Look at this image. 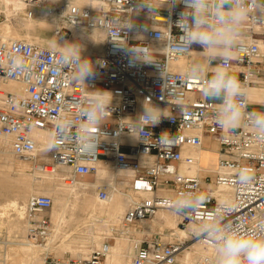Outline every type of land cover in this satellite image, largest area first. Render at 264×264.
Returning <instances> with one entry per match:
<instances>
[{"label": "built area", "instance_id": "1", "mask_svg": "<svg viewBox=\"0 0 264 264\" xmlns=\"http://www.w3.org/2000/svg\"><path fill=\"white\" fill-rule=\"evenodd\" d=\"M11 10L28 21H43L56 46L44 47L32 42L3 38L0 34V139L7 141L10 153L28 165L39 179L57 178L64 186L81 184V179L98 175L105 169L121 177L114 185L125 189L126 209L118 225H109L101 234L98 246L87 257L60 261L43 252L42 264H104L115 240L130 247L129 264H182L185 251L193 252L186 264H215V249L205 239L194 235L200 221L221 202L234 205L227 217L233 223L249 228L264 220V139L245 117L239 127L221 128L214 116L219 101H206L201 94L202 82L191 79L187 72L195 53L180 52L169 41L178 38L174 22L182 5L171 14L149 20L144 13L135 17L138 27L147 26L145 41L147 60L154 63H130L111 40L121 26L132 17L130 8L136 0H17ZM160 7L164 0H153ZM4 8H8L2 4ZM6 5V4H5ZM160 33L161 38L157 36ZM95 34L101 41L98 52L86 53L97 66V77L82 84L72 78V71L60 62L61 43L66 40L88 42ZM135 33H128L131 38ZM82 36V37H81ZM120 43L127 42L121 32ZM230 70L244 87L246 112L251 103L249 89H262L264 97V13L253 12L241 27L239 43L233 49ZM23 57V68L11 71L12 57ZM181 62L187 65L180 66ZM20 86L19 92L9 84ZM113 92V110L94 140L83 139L78 131L79 111L91 88ZM145 99L165 108L172 120L163 119L148 135L134 140L127 134L142 110ZM71 121L60 128L63 121ZM123 129V131H120ZM41 132L43 138L35 135ZM165 132V135H161ZM54 144L53 147H49ZM213 150V169L199 165V153ZM249 169L251 180L241 183L240 172ZM62 170V171H61ZM119 173V174H118ZM122 174V175H120ZM68 183V184H67ZM115 185V186H116ZM97 187V201L107 203L111 184ZM203 195L206 199L194 213L177 214L173 201L181 196ZM52 198L45 194L31 196L22 209L25 220L22 244H46L53 224L49 212ZM159 211H170L177 217L176 226L184 234L171 239L151 221ZM167 236V237H166ZM17 242L0 241V264H8ZM194 245L201 251L196 252Z\"/></svg>", "mask_w": 264, "mask_h": 264}, {"label": "clouds", "instance_id": "2", "mask_svg": "<svg viewBox=\"0 0 264 264\" xmlns=\"http://www.w3.org/2000/svg\"><path fill=\"white\" fill-rule=\"evenodd\" d=\"M182 10L177 13L173 22L168 23L178 29V38L170 39L169 44L177 51H195L194 45L199 46L203 60L193 62L187 75L191 79L202 82L201 94L206 101H219L215 110L217 124L232 130L247 117L251 126L264 139V113L246 112V94L238 77L230 70L234 58L233 49L239 43L241 27L253 12L264 13V0H164L157 7L153 0H136L132 10L133 16L127 18L123 26L119 21L112 23L113 28L120 29L111 39L118 50L130 58V63H154L147 60V49L138 43L145 36L143 32L148 27H138L135 17L144 13L151 20L166 9L170 16L177 6ZM121 32L127 42L120 43ZM128 33H135L129 38ZM161 38L158 33L157 39ZM84 46L79 40L63 42L60 64L72 71V78L82 84L94 80L97 66H103V61H94L85 56ZM158 68L160 66L156 64ZM23 68V57L19 54L12 57L11 71ZM114 94L108 89L91 88L84 107L79 111V134L83 139L94 140L93 132L101 131L104 121L111 116ZM132 126L127 134L134 140L143 141L148 135L146 129L158 126L163 119L172 120L171 113L165 108L145 99L142 110L135 118H129ZM71 121H63L59 127L67 129ZM123 131V129H120ZM165 132L161 135L163 137ZM50 144L49 147H53ZM251 180L250 170L245 168L240 172L241 183ZM206 198L203 195L181 196L173 201L172 207L177 214L194 213ZM234 205L221 202L214 211L202 219L194 229V235L205 239L215 249V264H264V220L258 221L249 228L233 223L227 217L233 211Z\"/></svg>", "mask_w": 264, "mask_h": 264}, {"label": "rangeland", "instance_id": "3", "mask_svg": "<svg viewBox=\"0 0 264 264\" xmlns=\"http://www.w3.org/2000/svg\"><path fill=\"white\" fill-rule=\"evenodd\" d=\"M12 1V0H9ZM8 5V6H7ZM8 8H4L0 5V34L4 35L3 26L9 27V34L7 37L14 39L24 40L32 42L44 47L56 46V42L51 38L50 31L43 21H28L23 19L21 13L11 10L9 4H6ZM12 6V4L10 5ZM93 42L82 43L84 46V52L87 51L89 45ZM60 47H63L61 43ZM199 62V60H195ZM8 88V86H7ZM256 110L259 108L255 107ZM261 110V109H259ZM1 142V139H0ZM0 151H2L0 149ZM204 154L209 155L211 159H215L214 154L206 149L202 150ZM24 163L15 158L12 154L0 153V206L5 202L16 200L19 205H24L27 200L37 193L46 190L48 195L52 198L54 206L59 209L61 202L67 203L65 209L64 222L61 224L59 233L54 239V248L49 250L52 257L65 261L67 259H74L76 256L70 252L71 249L82 250L83 248L78 243L81 239H85L88 236L89 231L92 232L93 228H86L87 226H97L101 234L109 225H118V220L123 215V212L127 206V200H121L115 205V198L118 193H125V189L117 187V191H112L115 185L111 180L107 178H101V183H109V200L107 203H100L97 201V187L95 183L98 182L100 175L89 176L81 179V184L93 185L90 187H67L64 186L57 178L39 179L33 175L28 166H24ZM116 180H121L120 176H116ZM68 184V183H67ZM45 191V192H46ZM94 206V208H93ZM110 207V208H108ZM108 208V209H107ZM58 211V210H57ZM116 211V212H115ZM2 211L0 210V213ZM7 214L0 217V241L6 242L12 240L17 245L21 243L25 232V220L20 219L15 211L9 210ZM52 212H49L51 216ZM110 215V220L108 216ZM23 216V215H22ZM86 221V223L84 222ZM163 234L167 235L168 230L163 228ZM66 242L69 246L65 245ZM125 245L129 246L123 241ZM93 245L86 247L85 257L89 254ZM196 252L201 251L198 245L194 246ZM190 257L193 252L186 251ZM43 257V255H40ZM125 252L118 254V256L111 255L106 259L105 264H127ZM189 257V258H190ZM182 257V264H184ZM9 264V263H8ZM181 264V263H180ZM186 264V263H185Z\"/></svg>", "mask_w": 264, "mask_h": 264}, {"label": "crops", "instance_id": "4", "mask_svg": "<svg viewBox=\"0 0 264 264\" xmlns=\"http://www.w3.org/2000/svg\"><path fill=\"white\" fill-rule=\"evenodd\" d=\"M11 4L14 5L15 7L18 6L17 0L10 1L9 5H11ZM3 5L5 6V4H3ZM91 40H93V42H91V44L89 45L87 51H85L88 54L93 53V52H98L101 49V46H102L101 45V41L99 40V38L95 34H92ZM62 48L63 47H60L61 50H62ZM195 60H199V61L203 60V57H202L200 52L194 54V58L190 61L189 65H191L193 62H196ZM181 64L182 65H187L188 63L187 62H181L180 66H181ZM248 93H249V95H250V97L252 99H259V98H261V95L263 94V91H261V90L257 91V90H252L251 89V90L248 91ZM262 100L264 101V97H263ZM262 100H260L258 102H261ZM254 102H257V101H254ZM255 107H257V108H259L261 110L264 109V105H261V104L258 105V104H255V103H251L250 108L252 110H256ZM35 135L43 138V134L41 132H37V133L35 132ZM0 149L2 151H9L8 150V143H7L6 140L1 139ZM208 151H213V150H208ZM213 152L215 153V151H213ZM215 161H216V153H215V159H212V160H210V159H201V160H199V165L201 167L206 168V169L214 168ZM98 175H100V178L98 179V182L95 183L96 185H98V184L100 185V183L102 181L101 178H107V179L111 180V182H113L114 176L111 175L105 169L99 170ZM77 186H75V187H77ZM69 187H71V186H69ZM79 187H81V186H79ZM45 191L46 190H43V191H41V193H43V194L47 193V191L46 192ZM7 203H9V204H17V206H21V205L18 204V202L16 200L5 202V204H7ZM57 210H58L57 206H54V203H53V208L51 209V212H52L51 221H52V224H53V226L55 228L54 239L56 238V235L59 233V230L61 228V224L64 222V219H63L61 222L58 223V226L56 225L55 216L59 212V210L58 211ZM63 218H65V215H64ZM108 218L110 219V215L108 216ZM110 220H112V219H110ZM84 222L86 223V221H84ZM118 222H119V220H118ZM175 223H176V218L173 215H171V214H163L162 216H160V219L158 221H156L155 226L159 227L161 230H163V228L167 229L168 230L167 236L170 237L171 239H173V237H178L179 236V232L181 231V230L177 229V227L175 226ZM93 227H94V229H92L93 231L92 232L89 231L88 236L85 239H81L78 242L81 245V247L83 248L82 250H75V249L73 250V249L70 248V252L74 253V255L77 258H83V259L85 258V254H84L85 250L84 249L86 247L88 248V246H91V245H93V247L94 246H98V244H99L98 239H101V231H100V229L97 226H87L86 225V228H93ZM68 243H70V242H66L65 245L69 246ZM53 249H55L54 246L50 250H53ZM122 252H125V254L127 256L126 257L127 264H129V257L128 256H129V253H130V247L125 245V243H123L122 240L121 241L117 240L111 245V251H110L109 255L107 256V258L110 257L112 254L115 255V256H118V254H120ZM105 262H106V260H105Z\"/></svg>", "mask_w": 264, "mask_h": 264}, {"label": "bare ground", "instance_id": "5", "mask_svg": "<svg viewBox=\"0 0 264 264\" xmlns=\"http://www.w3.org/2000/svg\"><path fill=\"white\" fill-rule=\"evenodd\" d=\"M0 1H2V4H9V0H0ZM3 29H4V35H2V37L3 38H7V39H14V38H12V37H7V35L9 34V27L8 26H3L2 27ZM19 40V39H18ZM93 44V43H92ZM99 48V47H98ZM8 86V88L9 89H11V90H13V91H15V92H19V90H20V86L19 85H17V84H14V83H12V84H9V85H7ZM249 90H251V89H249ZM248 90V91H249ZM252 90H261L262 91V89H260V88H258V89H252ZM248 96H249V99L251 100V101H260V100H262L263 99V94L261 95V98H259V99H252L251 97H250V95H249V93H248ZM8 150H9V146H8ZM213 154H214V156H215V153L213 152V151H211ZM0 153H7V154H11L10 153V151H0ZM201 159H210V160H212L210 157H209V155H206V154H204V152L203 151H200V153H199V160H201ZM24 163V162H23ZM209 163V162H208ZM212 163V162H211ZM25 167L26 166H28L26 163H24L23 164ZM211 165V164H210ZM213 165V164H212ZM209 169H213V168H209ZM119 174V173H118ZM111 175H113L114 176V178H113V184L116 182V176H118L117 174H115L114 172L113 173H111ZM120 175H122V174H120ZM73 187H75V186H77V184H73L72 185ZM79 186H81V187H88L89 189H91L90 187H92L93 188V185H85V184H80ZM80 187V188H81ZM113 191H117V188H116V186H115V188H113ZM37 194H40V193H37ZM127 199H129V197L127 196V195H125V194H123V193H118L117 194V196H116V198L114 199L115 201V205H117L118 206V204H121V203H119L121 200H127ZM67 205V203H65L64 201H62L61 202V206H60V208L58 209L59 210V212H58V214L55 216V223H56V225L58 226V223L59 222H61L64 218V215H65V209H66V206ZM23 206L24 205H21V206H17V204H9V203H7V204H2L1 206H0V210L2 211L1 213H0V217H3L4 215H6L7 213L6 212H8L9 210H12V211H15L16 213H17V215L19 216V218L20 219H22L23 218V216H22V209H23ZM52 208H53V204H52ZM93 208H94V206H93ZM108 208H110V207H108ZM107 208V209H108ZM111 209V208H110ZM116 212V211H115ZM163 214H171V215H173L175 218H176V223H177V217H176V215L175 214H173L172 212H170V211H159V212H157L156 214H155V216L153 217V219H152V221H151V226H155V223H156V221H158L159 219H160V216H162ZM176 223H175V226H176ZM56 226V227H57ZM177 227V226H176ZM177 229H179V228H177ZM180 230V229H179ZM52 233H51V236L49 237V239H48V241L46 242V244H41V245H37V246H28V245H25V244H22V242L21 243H18V246H17V248H14V249H12L11 250V255H10V258H9V264H42V257H40V255L41 254H43V252L45 251V250H50L52 247H53V245H54V233H55V228H54V226H53V229H52ZM183 232L182 231H180L179 232V236L177 237V238H179V237H182L183 236ZM100 240L101 239H98V242L100 243ZM118 240V239H117ZM117 240H115V241H117ZM121 241V240H120ZM99 245V244H98ZM195 246V245H194ZM129 257V256H128ZM189 257H190V255H189V253L188 252H184L183 253V260H184V262L185 263H187L188 262V260H189ZM86 258V257H85ZM84 258V259H85ZM184 263V264H185Z\"/></svg>", "mask_w": 264, "mask_h": 264}]
</instances>
